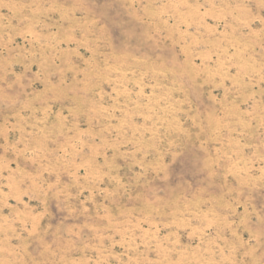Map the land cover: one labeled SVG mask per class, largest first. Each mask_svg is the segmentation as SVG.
<instances>
[{"label":"rangeland","instance_id":"374dc122","mask_svg":"<svg viewBox=\"0 0 264 264\" xmlns=\"http://www.w3.org/2000/svg\"><path fill=\"white\" fill-rule=\"evenodd\" d=\"M0 264H264V0H0Z\"/></svg>","mask_w":264,"mask_h":264}]
</instances>
